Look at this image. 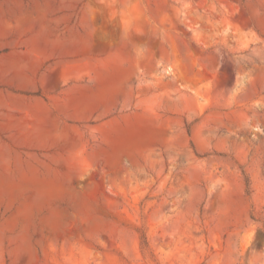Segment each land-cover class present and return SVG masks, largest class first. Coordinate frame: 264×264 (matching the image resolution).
<instances>
[{"label":"rangeland","instance_id":"374dc122","mask_svg":"<svg viewBox=\"0 0 264 264\" xmlns=\"http://www.w3.org/2000/svg\"><path fill=\"white\" fill-rule=\"evenodd\" d=\"M0 264H264V0H0Z\"/></svg>","mask_w":264,"mask_h":264}]
</instances>
